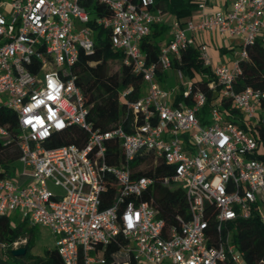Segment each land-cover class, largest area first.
Instances as JSON below:
<instances>
[{
    "label": "built area",
    "instance_id": "2783aa9c",
    "mask_svg": "<svg viewBox=\"0 0 264 264\" xmlns=\"http://www.w3.org/2000/svg\"><path fill=\"white\" fill-rule=\"evenodd\" d=\"M89 1L110 15H96L84 5ZM190 1L196 16L181 22L153 10L154 0H0V110L15 117V133L0 124V159L7 144L18 151L14 161L0 162V216L16 212L27 226L49 228L62 264H107L103 249L117 236L126 244L115 264H243L232 241L235 226L226 225L256 217L264 230V160L256 157L251 131L220 108L227 101L244 121L260 120L264 92L235 85L247 49L264 39V0ZM163 24L168 39L150 59L140 44L153 25ZM93 27L109 31L111 46L142 77L141 96L126 103L128 131L95 129L86 118L73 67L80 51L92 50ZM207 33L238 37L240 51L213 63ZM189 48L210 70V102L194 79L178 95L156 80L167 70L182 79L174 62ZM73 126L85 135L81 145L47 146ZM110 141L120 150L114 164L106 156ZM142 157L170 167L160 182L184 192L188 216H178L176 226L156 217L151 197L142 200L153 184L133 175L131 163ZM25 243L0 241V258Z\"/></svg>",
    "mask_w": 264,
    "mask_h": 264
},
{
    "label": "trees",
    "instance_id": "16d2710c",
    "mask_svg": "<svg viewBox=\"0 0 264 264\" xmlns=\"http://www.w3.org/2000/svg\"><path fill=\"white\" fill-rule=\"evenodd\" d=\"M85 6H91L93 12L98 15H110V10L99 3L86 2ZM153 10L169 14L176 19L185 21L191 18L196 10V4L190 0H154ZM94 28V45L90 52L80 51L77 61L73 67L76 77L75 83L80 88L83 95V103L87 107V120L95 129L102 131L121 126L128 131V124L131 116L127 111L126 103L138 99L143 92L142 77L135 73L130 65L123 62L121 51L111 46L109 31L101 27ZM168 28L167 24L153 25L147 37H145L140 48L149 56L156 59L160 46V37ZM219 52L224 53L223 48ZM248 57L239 62L241 74L236 81V90L251 87L264 92V39H258L247 49ZM118 62V70L114 73L109 70L110 62ZM174 66L184 71L189 78L194 79V85L206 92L208 102L213 100L212 93L207 89V83L212 81L210 70L202 66L197 58L194 48H189L181 53V61L174 62ZM206 73V79H197L195 75ZM127 93L122 96V93ZM259 111L264 115V99L259 101ZM220 108L237 118L240 125L251 131L258 144L256 157L264 160V117L260 115V120L256 123L246 122L241 114L234 110L227 101H220ZM0 124L8 127L15 133V117L9 111L0 110ZM83 131L78 127H70L66 131L53 136L49 147H58L68 144L81 145L84 141ZM106 152L109 164L117 163L120 150L116 142L108 145ZM18 157V151L14 144H7L2 150L0 162L8 163ZM131 167L134 176H148L153 178V184L142 196V200L152 198L157 209L156 217L164 221L165 227L177 225V217L186 218L188 207L184 192L181 188L173 185L162 184V176L170 172V167L161 161L152 162L148 158H136L132 161ZM112 192H109V196ZM109 205L106 201L100 206L105 208ZM235 226L232 232V241L237 250L242 254L243 264H264V230L256 217L248 220H236L228 223L226 228ZM33 226H26L22 221L19 225L11 224L8 216H0V241H11L16 238H26L24 256L13 257L6 254L5 258H0V264H62L60 257L54 248L44 250L41 255H30L28 250L33 244ZM225 229H222V234ZM126 244L121 236H117L104 249L103 257L107 264L114 261H122L123 258L116 253L120 246ZM134 264V262H130ZM230 264V263H226Z\"/></svg>",
    "mask_w": 264,
    "mask_h": 264
},
{
    "label": "rangeland",
    "instance_id": "374dc122",
    "mask_svg": "<svg viewBox=\"0 0 264 264\" xmlns=\"http://www.w3.org/2000/svg\"><path fill=\"white\" fill-rule=\"evenodd\" d=\"M169 35V28L166 29L164 34L161 37V43L164 44ZM219 40L222 42L223 49L225 50L222 61H228L232 60L235 57V54L240 51V40L238 37L233 36L229 38H219ZM212 44V43H211ZM214 47V46H213ZM211 55H213L211 53ZM119 63L118 62H110L109 63V70L110 72L114 73L118 70ZM193 80V78H188V76L184 75L182 79H179L173 70H167L165 73H162L156 77V80L158 81L159 85L168 91L169 93L173 95H178L181 93L180 85L187 82V80ZM257 114L262 115L259 111V108L257 109ZM204 117L206 116V113L204 114ZM14 167L16 169H20V164L18 162H14ZM12 174V172H11ZM50 190L52 192L58 191L57 188L50 187ZM8 218L11 221V224L13 225H19L21 223V216L18 215V213L10 212L8 215ZM27 226V225H26ZM33 234H34V241L30 249L28 250V254L30 255H41L43 254L44 250L54 248L55 246V239L49 228L36 225L33 226Z\"/></svg>",
    "mask_w": 264,
    "mask_h": 264
},
{
    "label": "crops",
    "instance_id": "0c3cea01",
    "mask_svg": "<svg viewBox=\"0 0 264 264\" xmlns=\"http://www.w3.org/2000/svg\"><path fill=\"white\" fill-rule=\"evenodd\" d=\"M195 13H196V10L192 14L193 17L196 16ZM161 37H160V45L162 44L161 43ZM219 38L221 39V37L217 36L214 33H207L203 37V40L206 41L209 45V54H210V57H211L213 63H216L219 61L223 62L221 58H222L224 53L219 52V49L223 48V45H222V42L219 40ZM211 53L213 55H211Z\"/></svg>",
    "mask_w": 264,
    "mask_h": 264
},
{
    "label": "water",
    "instance_id": "95a60500",
    "mask_svg": "<svg viewBox=\"0 0 264 264\" xmlns=\"http://www.w3.org/2000/svg\"><path fill=\"white\" fill-rule=\"evenodd\" d=\"M25 253H26V248L24 246H21L16 249L10 250L9 254L13 257H19V256H24ZM111 264H115V263H111Z\"/></svg>",
    "mask_w": 264,
    "mask_h": 264
},
{
    "label": "clouds",
    "instance_id": "9594fccd",
    "mask_svg": "<svg viewBox=\"0 0 264 264\" xmlns=\"http://www.w3.org/2000/svg\"><path fill=\"white\" fill-rule=\"evenodd\" d=\"M0 22H2V21H0ZM39 103H42V101H40ZM50 119H51V117H49ZM38 123H39V120L37 121ZM59 126V125H58ZM231 215V214H230Z\"/></svg>",
    "mask_w": 264,
    "mask_h": 264
}]
</instances>
